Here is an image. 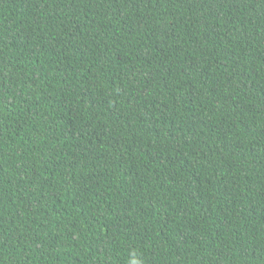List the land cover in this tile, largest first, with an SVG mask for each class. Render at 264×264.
I'll return each instance as SVG.
<instances>
[{
  "label": "trees",
  "instance_id": "trees-1",
  "mask_svg": "<svg viewBox=\"0 0 264 264\" xmlns=\"http://www.w3.org/2000/svg\"><path fill=\"white\" fill-rule=\"evenodd\" d=\"M264 264V0H0V264Z\"/></svg>",
  "mask_w": 264,
  "mask_h": 264
},
{
  "label": "clouds",
  "instance_id": "clouds-1",
  "mask_svg": "<svg viewBox=\"0 0 264 264\" xmlns=\"http://www.w3.org/2000/svg\"><path fill=\"white\" fill-rule=\"evenodd\" d=\"M132 264H139V262L137 260L133 259Z\"/></svg>",
  "mask_w": 264,
  "mask_h": 264
}]
</instances>
